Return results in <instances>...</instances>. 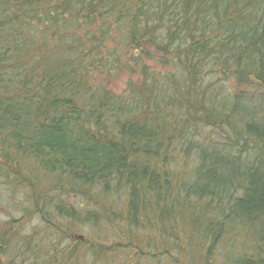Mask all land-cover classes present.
Returning a JSON list of instances; mask_svg holds the SVG:
<instances>
[{"label":"trees","instance_id":"16d2710c","mask_svg":"<svg viewBox=\"0 0 264 264\" xmlns=\"http://www.w3.org/2000/svg\"><path fill=\"white\" fill-rule=\"evenodd\" d=\"M120 72L138 79L118 93ZM4 192L0 264L42 261L32 218L62 236L104 218L114 254L143 232L179 264H264V0H0Z\"/></svg>","mask_w":264,"mask_h":264},{"label":"rangeland","instance_id":"374dc122","mask_svg":"<svg viewBox=\"0 0 264 264\" xmlns=\"http://www.w3.org/2000/svg\"><path fill=\"white\" fill-rule=\"evenodd\" d=\"M137 80L138 76H131L127 72H120V74L117 75L115 80L111 84V88L116 91V92H122L123 89L126 87L127 83L129 80ZM212 131H207L204 130L201 134H210ZM181 155L178 156L179 160H181ZM1 193H2V188H1ZM10 195L7 192H4L1 195L0 199V221L9 219L10 214L8 213V210L10 211L12 209L11 213H15V216H19V213L15 212L13 209L15 208L12 207L11 202L12 199H10ZM10 199V200H9ZM15 200L16 203L19 202V198H16ZM10 202V203H9ZM70 204L77 208L80 213L85 214L88 211H91L92 205L88 204L84 198H75L71 197L69 199ZM4 208V210L2 209ZM104 219V218H103ZM102 218L93 221L89 220L87 222H80L78 226L75 227V232H71L70 234H65V231L69 227H73L69 225L67 219H60L61 222V232L64 233L65 235H58L48 233L43 226L42 222L39 221V219H27L24 223L23 229H21V233L28 235L29 237L33 236L34 244L37 246L38 242L40 243V246H43L40 248L39 252V260H42L39 262L41 264L43 260H47L46 258V253H51L53 251V246L56 245L57 243L62 246H68L72 240V238H75L76 240H80L86 245L79 246L77 248V253L78 255L81 253L82 250L84 249L85 246L90 245V249L87 254H83L80 259L78 260V264H124L127 261H130L131 264H179L175 261V259L168 255L164 254L162 252H159L160 254L157 253V249L155 246L159 245L161 242L160 239L154 235H148L143 232H136L135 233V239L137 241V252L132 255L134 250L128 251L125 254H114L112 253L110 247L113 246L114 244L122 243L121 239H119L118 236L115 234H112L111 230L109 229L110 226L108 223L103 220ZM19 236V235H18ZM66 236H68L66 238ZM64 237V238H63ZM19 241L22 240L18 239ZM123 244H126V241L123 242ZM95 245V246H94ZM97 245V246H96ZM118 246V245H115ZM158 247V246H157ZM23 250L26 249V247H22ZM92 249H102V251H105L104 256H102L99 259L95 258V255L92 252ZM239 248L233 251H229L228 255L231 257V264H235V261L239 259ZM45 253V254H44ZM164 254V255H163ZM226 252L223 251L219 256L217 257V262L216 264H224L226 261L225 257ZM8 263H11V253L8 254ZM176 255V254H175ZM27 260V259H26ZM22 260L19 259L18 257L15 259L14 264H19ZM28 261V260H27ZM24 264V262L20 263ZM29 264V263H27Z\"/></svg>","mask_w":264,"mask_h":264}]
</instances>
